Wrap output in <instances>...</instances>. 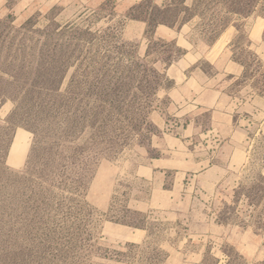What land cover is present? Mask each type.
Instances as JSON below:
<instances>
[{
    "label": "rangeland",
    "instance_id": "rangeland-1",
    "mask_svg": "<svg viewBox=\"0 0 264 264\" xmlns=\"http://www.w3.org/2000/svg\"><path fill=\"white\" fill-rule=\"evenodd\" d=\"M262 20L264 0H0V264H264ZM186 80L222 90L239 144L221 105L166 96Z\"/></svg>",
    "mask_w": 264,
    "mask_h": 264
},
{
    "label": "crops",
    "instance_id": "crops-1",
    "mask_svg": "<svg viewBox=\"0 0 264 264\" xmlns=\"http://www.w3.org/2000/svg\"><path fill=\"white\" fill-rule=\"evenodd\" d=\"M176 80V79H175ZM219 80H215L214 85L218 83ZM189 83L190 81L186 80L184 81V84L179 88L175 90H171L166 94L169 99L175 103L180 104L182 100L186 99L189 95L195 93V100L193 103H196L198 106L195 107H201V106H209V108H216L218 109V106L221 105L223 109H220V111L215 110L211 113V123L214 126H218L220 129V132L226 135L227 138H229V143L231 144H239L242 139L244 138V130H233L232 129V114L229 111L230 103L227 101V99L222 98V90L220 89H207L203 88L202 85L207 87V82H200V84H197L196 89H191L190 92H188L189 89ZM177 84V83H176ZM178 85V84H177ZM199 89V90H197ZM197 90V91H195ZM260 102H263L261 100ZM226 107H228L226 109ZM258 111V110H257ZM244 131V132H243ZM237 138H241L240 141H237Z\"/></svg>",
    "mask_w": 264,
    "mask_h": 264
},
{
    "label": "bare ground",
    "instance_id": "bare-ground-1",
    "mask_svg": "<svg viewBox=\"0 0 264 264\" xmlns=\"http://www.w3.org/2000/svg\"><path fill=\"white\" fill-rule=\"evenodd\" d=\"M264 28V20L260 21L254 28L252 29L251 32V37L254 39H260L261 33ZM18 136L15 137L13 145L10 149L9 155V161L8 164L12 167H18L21 157H22V149L25 144L26 137L23 135L22 131L19 130L17 132Z\"/></svg>",
    "mask_w": 264,
    "mask_h": 264
},
{
    "label": "trees",
    "instance_id": "trees-1",
    "mask_svg": "<svg viewBox=\"0 0 264 264\" xmlns=\"http://www.w3.org/2000/svg\"><path fill=\"white\" fill-rule=\"evenodd\" d=\"M193 9V8H192ZM192 9H189L190 11H192ZM261 189H260V194L262 195V194H264V191L262 190V187H260Z\"/></svg>",
    "mask_w": 264,
    "mask_h": 264
}]
</instances>
